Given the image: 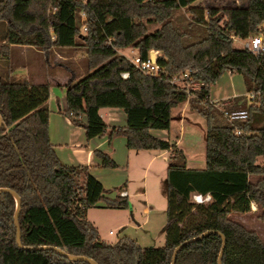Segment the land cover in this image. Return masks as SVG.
Wrapping results in <instances>:
<instances>
[{"label": "trees", "instance_id": "16d2710c", "mask_svg": "<svg viewBox=\"0 0 264 264\" xmlns=\"http://www.w3.org/2000/svg\"><path fill=\"white\" fill-rule=\"evenodd\" d=\"M196 1L0 0V41L6 45H27L45 54L84 51L86 73L69 76L62 114L88 139L107 134L111 142L124 136L128 149L169 151L164 246L141 247L129 236L115 243L102 240L86 210L101 201L128 208L127 199L106 198V189L87 166L60 162L48 139L50 85L0 72V188L20 198L21 241L17 245L16 200L0 192V264H90L41 246L97 264H171L176 246L208 230L184 245L174 264H217L220 233L225 238L221 264H264L263 239L229 216L248 212L255 203L264 222V165L256 163L264 156V50L254 54L236 46L237 39L255 35L264 44V0L208 8ZM78 11L85 17L84 32L76 23ZM125 48L135 49L142 60L156 51L159 70L141 71L118 52ZM185 71L184 84L171 83ZM225 72L243 78L246 94L229 109L245 110L243 120H228L209 99L211 85ZM188 82L199 87L188 91ZM185 101L205 120L201 169L188 168L182 149L150 134L169 130L172 109ZM108 107L126 114L125 126L102 119L99 110ZM94 153L101 166H117L108 154ZM193 193L211 199L196 203Z\"/></svg>", "mask_w": 264, "mask_h": 264}, {"label": "crops", "instance_id": "0c3cea01", "mask_svg": "<svg viewBox=\"0 0 264 264\" xmlns=\"http://www.w3.org/2000/svg\"><path fill=\"white\" fill-rule=\"evenodd\" d=\"M222 0H203V2L197 4L202 7L208 8L211 6H217V2ZM237 0H233L235 4ZM238 6V5H237ZM1 46L4 45L3 51L10 52L13 48H19L21 53L28 52L30 46L27 45H6L3 41H0ZM54 56L53 61L56 63L58 59L65 60L66 57L61 56L55 50H52ZM46 60L48 57L46 56ZM0 72H3V68L0 64ZM8 73V72H7ZM12 74L20 75L22 77L28 76V71L22 68L10 71L9 76ZM214 84L210 87L209 99L216 105L229 106L232 104V99L237 96L245 95L246 89L244 86L243 78L240 74H231L229 72L223 73ZM224 76V77H223ZM69 77L60 73H54L47 75L44 81L40 82V78H32V84L48 83L49 95L47 100L48 105V139L53 146L54 152L60 162L66 165H83L87 166L91 175H93L106 189L104 196L108 199H115L118 196L125 197L128 204L133 201L131 197H134L131 193V189L138 188V192L134 194L142 195L147 194L148 179L151 178V184H158L157 181H161V195L166 201L167 181H166V168L168 164L169 151H154V150H132L126 146V138L124 136H116L111 142H109L108 135L102 134L88 139L85 135L84 129L81 126L73 124L68 117L62 114V110L65 108L64 92L65 84ZM235 104V103H234ZM193 111L189 109L188 101L180 103L178 106L172 109V120L169 130H150V134L161 139L169 141L170 144L176 145L182 149L186 155V164L188 168L201 169L205 167V157L196 153V151L188 153L186 150V143L184 142V136L186 132V123L189 121L197 122L198 120L193 117ZM99 114L102 119L110 126H125L126 114L119 108L108 107L101 108ZM190 119V120H187ZM85 116L82 117V121L85 122ZM197 120V121H196ZM199 122V121H198ZM197 122V123H198ZM99 150L109 155V157L117 164L114 168H106L101 166L100 159L95 155L94 151ZM147 159H144V157ZM162 157L163 165H156V158ZM155 183V184H154ZM141 184L140 186H137ZM147 185V186H146ZM124 191L125 194L121 195L120 192ZM146 196V195H145ZM131 200V201H130ZM147 202L148 199L146 200ZM149 207L148 213L151 209H155L154 205L147 204ZM152 201H150L151 203ZM112 208L108 207L104 202H98L95 206L86 210V218L94 225L96 224V211L100 209L114 210L116 212H128L130 208ZM144 207L147 209L148 207ZM166 215V206H165ZM126 222H121L118 227H121ZM140 226V225H139ZM95 227V226H94ZM165 226L163 230L165 231ZM97 227H95L96 229ZM97 231V230H96ZM121 231V230H120ZM145 233L137 234L134 239L141 247L148 246L147 230ZM109 235H113L109 230ZM122 236H129L123 230L120 234ZM97 236L110 243H115L116 240L105 239L97 231ZM130 237V236H129Z\"/></svg>", "mask_w": 264, "mask_h": 264}, {"label": "rangeland", "instance_id": "374dc122", "mask_svg": "<svg viewBox=\"0 0 264 264\" xmlns=\"http://www.w3.org/2000/svg\"><path fill=\"white\" fill-rule=\"evenodd\" d=\"M84 1V0H81ZM203 2V0H197L195 4H199ZM233 0H222L221 2H217V6H245L247 0H237L232 3ZM76 23L78 27L81 29V32H84L83 26H85L84 21L85 17L82 12L76 13ZM236 46L241 47L242 41L236 40ZM4 45L1 46L0 43V64L3 68V72H8L13 70H21L22 68L27 69L28 76L22 77L20 75H11V79L15 80H24L27 82H31L32 78H40V82L46 78L47 75H51L54 73H60L69 77L71 74H74L77 78L82 77L86 73V61L84 51L82 49L74 50V49H56L61 56L66 57L65 60L58 59L55 63L53 59V52L45 54L44 52L38 50L35 47H29L28 52L21 53L19 48H13L10 52L3 51ZM120 54L125 55L126 57H133L136 55V50L133 48H125L118 51ZM46 56L48 60H46ZM224 75V74H222ZM224 77V76H223ZM221 78V77H220ZM219 78V79H220ZM177 84H180L179 79L177 78ZM190 83L186 84V89L190 91L193 89ZM232 104L229 106L217 105V107L224 112V116L229 119V113L231 112L230 107L234 105L235 100L232 99ZM249 102V101H247ZM227 110V111H226ZM227 112V113H226ZM229 112V113H228ZM192 115L197 119L198 122L189 121L186 123V132L184 136V142L186 143L185 147L188 153L196 151L197 154L205 155V120L198 113L193 112ZM187 120H190L187 118ZM169 157V155H168ZM144 159H147L145 156ZM156 165H163L162 157L156 158ZM256 163L259 165H264V156H258L256 158ZM257 177L251 176L250 179L254 181ZM151 178L148 179V187L145 195L142 194H134L138 192V188L131 189V193L134 197H131L133 201L130 203V208L127 210L128 212H116L114 210L100 209L97 210L96 213V225H94L96 230L99 232L105 239L116 240L120 238L121 232L128 234L131 238H135L137 234L140 235L145 233L143 231L147 230V236H145L148 240V246L151 247H162L165 244V233L163 230V226L166 224V215H165V206L166 201L165 198L161 195V181H157L158 184H151ZM138 184L137 186H140ZM147 186V185H146ZM148 199L149 202L146 200ZM131 201V200H130ZM150 201H152L150 203ZM147 204L154 205L155 209H151L150 213H148L149 207L145 205ZM147 206V210L144 207ZM259 209L255 205V203H251L250 211L245 213H230V218L235 220L242 225H244L248 229L255 230L259 236L264 241V222L258 219ZM121 222H126L121 227L118 225ZM140 225V226H139ZM109 230L112 231L113 235H109ZM121 230V231H120Z\"/></svg>", "mask_w": 264, "mask_h": 264}, {"label": "built area", "instance_id": "2783aa9c", "mask_svg": "<svg viewBox=\"0 0 264 264\" xmlns=\"http://www.w3.org/2000/svg\"><path fill=\"white\" fill-rule=\"evenodd\" d=\"M85 30V26H83ZM239 40V39H237ZM242 41L241 47L248 49L250 52L257 54L259 52H262L264 50V44H263V39L261 35H255L248 37L245 40H239ZM153 51V50H152ZM154 52V57L153 60L150 58V53L149 57L146 60L140 59V57L136 54L133 57H127L129 60L132 62V64L139 68L141 71L145 73H155L159 70V66L156 63V51ZM121 76L123 78H126L128 76L127 72L121 73ZM188 78V71H185L181 76L178 77L179 81L181 84H184L185 79ZM177 78H174L171 80V83H176ZM190 83L193 87V89L198 88L199 84L196 82H188ZM186 83V84H188ZM253 96L250 95V98ZM227 113V112H226ZM229 113V112H228ZM247 117V112L245 110H237V111H231L229 113V119L230 120H243ZM121 195L125 194L124 191L120 192ZM192 200L195 201L196 203H201V202H207L211 199L209 194L202 195L200 193H193L191 196ZM147 210V209H146Z\"/></svg>", "mask_w": 264, "mask_h": 264}, {"label": "water", "instance_id": "95a60500", "mask_svg": "<svg viewBox=\"0 0 264 264\" xmlns=\"http://www.w3.org/2000/svg\"><path fill=\"white\" fill-rule=\"evenodd\" d=\"M153 57H154V52L153 51H150V58L153 60ZM0 192H10L13 194L15 200H16V211H15V215H14V224H15V227H16V243L17 245H21V241H20V228H19V224H18V213H19V207H20V198L18 197V195H16V193L10 191L9 189H6V188H0ZM211 231H205L203 233H201L200 235L198 236H195V237H192L191 239H188V240H185L183 241L182 243H180L178 246H176L173 250V253H172V258H171V264H174L175 262V258H176V255L177 253L179 252V250L186 244L190 243V242H193V241H196V240H199L201 239L202 237L206 236L207 234H209ZM220 236H221V239H222V245H221V249L219 251V254H218V259H217V264H221V259H222V255H223V251H224V246H225V238L224 236L220 233ZM40 249H52L58 253H60L61 255L67 257L68 259L70 260H84V261H88L90 264H97L94 260L86 257V256H76V255H71L69 253H66L65 251H63L62 249L60 248H57V247H53V246H41V247H38Z\"/></svg>", "mask_w": 264, "mask_h": 264}]
</instances>
